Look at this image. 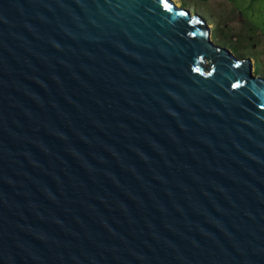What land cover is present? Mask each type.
I'll list each match as a JSON object with an SVG mask.
<instances>
[{"label": "water", "instance_id": "water-1", "mask_svg": "<svg viewBox=\"0 0 264 264\" xmlns=\"http://www.w3.org/2000/svg\"><path fill=\"white\" fill-rule=\"evenodd\" d=\"M0 264H264V78L173 0H0Z\"/></svg>", "mask_w": 264, "mask_h": 264}, {"label": "rangeland", "instance_id": "rangeland-1", "mask_svg": "<svg viewBox=\"0 0 264 264\" xmlns=\"http://www.w3.org/2000/svg\"><path fill=\"white\" fill-rule=\"evenodd\" d=\"M173 2L179 8L203 16L210 30V39L215 44L229 49L235 57L250 59L252 73L264 78V0H173ZM231 9L235 12L231 13ZM245 20L257 29L253 42L251 39L243 41L238 38L239 35L248 36V32L243 30ZM249 34H252V31H249ZM228 36L232 41L226 38Z\"/></svg>", "mask_w": 264, "mask_h": 264}, {"label": "trees", "instance_id": "trees-1", "mask_svg": "<svg viewBox=\"0 0 264 264\" xmlns=\"http://www.w3.org/2000/svg\"><path fill=\"white\" fill-rule=\"evenodd\" d=\"M245 26L246 27H251V24L249 23V22H246L245 23ZM221 31V30H220ZM249 31H252V34H249ZM249 31H247L248 32V36L247 37H242V36H240L239 35V37L238 38H241V39H243V41L244 40H248V39H251L252 40V42H253V39L255 38V34H254V29H252V30H249ZM229 41H232V39L228 36V37H226ZM251 42V43H252ZM244 46V45H243Z\"/></svg>", "mask_w": 264, "mask_h": 264}, {"label": "flooded vegetation", "instance_id": "flooded-vegetation-1", "mask_svg": "<svg viewBox=\"0 0 264 264\" xmlns=\"http://www.w3.org/2000/svg\"><path fill=\"white\" fill-rule=\"evenodd\" d=\"M232 12H235V10L234 9H231V13ZM199 15V14H198ZM204 20H205V18L203 17V16H201ZM221 18V17H220ZM247 22V20H245V23ZM250 23V22H249ZM251 24V23H250ZM252 29H254V34H256V31H257V29H256V27H252V25H251V27H246L245 26V24H244V27H243V30H246V31H249V30H252Z\"/></svg>", "mask_w": 264, "mask_h": 264}]
</instances>
